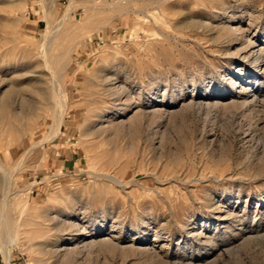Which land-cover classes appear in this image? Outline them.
<instances>
[{
	"label": "rangeland",
	"instance_id": "rangeland-1",
	"mask_svg": "<svg viewBox=\"0 0 264 264\" xmlns=\"http://www.w3.org/2000/svg\"><path fill=\"white\" fill-rule=\"evenodd\" d=\"M71 1L0 0L10 171L53 129L41 45ZM74 1L48 49L67 115L15 175L12 263L61 264L49 245L84 228L92 248L65 264H264V107L249 106L264 90V0Z\"/></svg>",
	"mask_w": 264,
	"mask_h": 264
},
{
	"label": "bare ground",
	"instance_id": "bare-ground-1",
	"mask_svg": "<svg viewBox=\"0 0 264 264\" xmlns=\"http://www.w3.org/2000/svg\"><path fill=\"white\" fill-rule=\"evenodd\" d=\"M74 0L71 1L67 13L64 14V16L61 18V20L57 23H52L50 20L47 21V27L43 32V42L41 45V59L46 67L48 74L53 78L55 81V84L57 85V88L55 89V102L53 106V114H51L52 118V123H53V129L50 133H48L47 137L42 140L41 142H36L33 144L31 147H29L24 156L20 159V161L15 165L13 170H9L8 167L3 165L0 162V172L3 175L2 181H0V250L4 254L5 257V262L6 264H13L12 259H11V249L9 248L11 245H13L16 242V232L18 229V222L15 219L14 215V197L16 196V192L14 191L15 187V175L21 170L23 167L25 158L33 151L35 147L40 145L42 142L51 140L55 138L56 136L60 135L61 132V127L65 122V117L67 115V107H66V99L64 96V91L62 88V84L60 81V75H58L52 65V61L50 60L49 56V46L52 44L54 37L58 34V32L61 30V28L65 25L69 15H70V10L74 4ZM231 32L235 34V32L228 28ZM236 39L238 38L237 35L235 34ZM243 37H246L244 33L241 35V39ZM239 39V38H238ZM261 51V50H260ZM253 52H256L253 50ZM258 53V52H257ZM253 54V53H252ZM260 55V54H259ZM50 57V58H49ZM248 80L250 82V92L251 95L255 96V87L257 86L258 89L262 90V85L260 84L259 79H252L249 78ZM52 94V93H51ZM203 95V94H202ZM49 96V95H48ZM204 103H199L200 106L202 107H210L211 106V99L216 98V96H208L207 94L204 95ZM152 100L151 102L146 103V105H149L150 103L153 104L158 100V95L156 92H154L152 95ZM210 97V98H209ZM127 101V100H126ZM124 102V101H123ZM216 103H212V105H215ZM249 106L252 109H256L257 107L261 106L264 107V90H262V95L261 98H254L251 99V104ZM248 108V107H247ZM134 109L131 108L128 111H133ZM146 112L144 114L146 115H157L161 113L162 111L155 108L154 106H149L147 109H145ZM251 110V109H250ZM257 112V111H256ZM6 105L3 101L0 102V118L6 116ZM20 114V113H18ZM17 114V115H18ZM120 114H118L119 116ZM162 115V113H161ZM36 117V116H35ZM34 116L31 117V120L28 124V126H34L37 124L36 118ZM47 120V119H46ZM212 211L213 213L217 214L218 217H222L223 219H226L224 223H241V222H246L245 218H239V216L236 215H231V216H224L221 213V209L219 206H216L214 203H211ZM215 205V206H214ZM69 227L70 229H77V226L75 222L71 221L69 222ZM251 229V228H250ZM246 230V229H244ZM243 230V231H244ZM237 231V230H236ZM103 231H100L97 235L102 234ZM82 235L79 236V234L72 232L71 234L62 237V240L56 241L55 244L49 245V248L46 250V252L51 256V257H56V258H61V264H65L69 261L70 257L74 255H78L80 253H83L85 251H89L92 248V241L86 240V229H82L80 232ZM241 233V232H239ZM60 234V233H59ZM216 235V234H215ZM215 235L208 236L207 241L212 242L215 238ZM206 240V239H205Z\"/></svg>",
	"mask_w": 264,
	"mask_h": 264
}]
</instances>
